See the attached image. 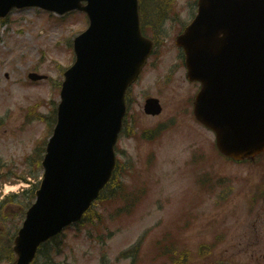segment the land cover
Segmentation results:
<instances>
[{
    "label": "rangeland",
    "instance_id": "374dc122",
    "mask_svg": "<svg viewBox=\"0 0 264 264\" xmlns=\"http://www.w3.org/2000/svg\"><path fill=\"white\" fill-rule=\"evenodd\" d=\"M167 1L147 0L143 4L145 22L156 19V3L161 10ZM174 4L181 6V0H174ZM80 15L58 18L30 8L13 12L9 24L0 26V236L5 231L3 220L15 236L35 202L28 190L23 191L32 185L22 180L29 177L31 184L40 181L42 171L35 178L39 172L37 156H31L37 138L49 136V124L42 121V113H49L60 101L57 83L64 80V70L74 62L73 40L88 26ZM179 27L166 21L157 29L161 45L158 68L147 70L131 99L137 120L133 131L140 138L131 140L128 130L117 145L122 175L129 171L124 176L128 192L135 196L138 184L146 182L148 194L131 214L126 213L127 204L122 210L124 198L97 203L95 209L103 212L105 222H100L98 229L73 226L65 230L68 243L60 258L62 264H101L102 256L106 258L104 264H132V257L123 259L121 254L139 239L143 242L142 255L136 256L138 264H152L154 243L167 232L173 234L170 240L182 232L180 253L185 248L194 252L199 244L210 243L221 233L216 257H211L215 264H264V157L244 165L227 163L214 149L215 135L192 116L181 113L187 99L197 94L199 84L187 80L184 70H175L176 52L170 45ZM177 58L180 66L182 59L180 55ZM33 71L49 75L54 83L44 80L29 84L28 74ZM147 97L160 100L161 116L144 114ZM40 102L44 104L28 110ZM158 124H165L162 131L149 135L156 138L141 137ZM151 157L155 159L150 161ZM195 157L201 161L192 164ZM197 180L203 181L202 186ZM5 185L14 190L5 194ZM12 194L18 195L11 199L15 202L2 205L5 196ZM186 219L190 227L178 233ZM170 240L168 245L173 242Z\"/></svg>",
    "mask_w": 264,
    "mask_h": 264
},
{
    "label": "water",
    "instance_id": "95a60500",
    "mask_svg": "<svg viewBox=\"0 0 264 264\" xmlns=\"http://www.w3.org/2000/svg\"><path fill=\"white\" fill-rule=\"evenodd\" d=\"M87 1L84 7V0H0V16L13 7L36 5L62 15L86 10L91 19L86 32L75 38L76 64L65 74L59 122L43 162L46 175L38 201L15 239L16 264H31L42 242L81 219L112 175L125 92L152 50L139 28L137 0ZM210 1H201V16L210 10ZM248 2L252 15L264 9V0H244L226 13L219 7L223 0H217L215 32L208 33L200 16L181 41L188 77L203 82L196 117L216 133L219 150L237 160L264 152V62L248 67L249 45L243 37L255 23L251 26L249 16H239ZM254 34L249 54L263 45L264 33ZM239 49L240 54L234 52ZM160 107L157 100H148L146 111L160 113Z\"/></svg>",
    "mask_w": 264,
    "mask_h": 264
},
{
    "label": "trees",
    "instance_id": "16d2710c",
    "mask_svg": "<svg viewBox=\"0 0 264 264\" xmlns=\"http://www.w3.org/2000/svg\"><path fill=\"white\" fill-rule=\"evenodd\" d=\"M40 150H38V157L37 162L38 168H41V159L43 155V147H39ZM127 185L123 184L122 182L117 181V178H115L112 183L108 186L109 193L113 196L119 197L120 193L122 191L126 192ZM11 198L8 197L6 201L4 202V205L6 203H14L15 201H11ZM133 198L128 197V201L133 203ZM103 223V215L101 219V224ZM2 227L4 228V232L0 236V262L1 261H7L8 263H13L15 260V256L12 251V234L11 230L8 229L6 226V220L1 221ZM103 234V233H100ZM104 235V234H103ZM65 245L63 238L57 237L53 238L51 242L44 244L39 252V255L36 259V262L34 264H62L60 260L57 259L59 254L63 251V246ZM159 248V252L156 255V260H161L160 264H203L201 263V259H205L208 254L206 250H203L199 252V260L197 258H193L191 255H187L186 253L183 254H177V251L174 248H170L168 245H163L162 241L161 243L157 244ZM206 264V263H205ZM213 264V263H211Z\"/></svg>",
    "mask_w": 264,
    "mask_h": 264
},
{
    "label": "flooded vegetation",
    "instance_id": "af4514ba",
    "mask_svg": "<svg viewBox=\"0 0 264 264\" xmlns=\"http://www.w3.org/2000/svg\"><path fill=\"white\" fill-rule=\"evenodd\" d=\"M171 3L174 2V0H169ZM182 8L177 7L175 4H172V6L168 5L164 9H161V11H157L156 13V19L158 22L157 24H154V21L151 19L147 22V27L149 29H155L161 28V26L166 24V21L170 23H175L178 26L185 27L187 26L188 22L192 21L194 17L196 16V10H197V0H181ZM183 15V19H182ZM173 16H179V17H173ZM172 17V18H171ZM154 24V26H153ZM177 28V27H176ZM175 28V29H176ZM181 28L179 27L177 31H179ZM174 32V34L176 33Z\"/></svg>",
    "mask_w": 264,
    "mask_h": 264
}]
</instances>
